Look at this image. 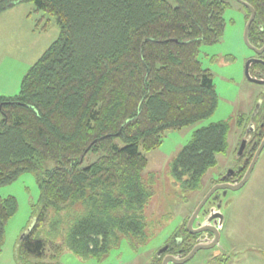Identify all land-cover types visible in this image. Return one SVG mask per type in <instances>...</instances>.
<instances>
[{
    "label": "trees",
    "instance_id": "obj_1",
    "mask_svg": "<svg viewBox=\"0 0 264 264\" xmlns=\"http://www.w3.org/2000/svg\"><path fill=\"white\" fill-rule=\"evenodd\" d=\"M242 1L255 11L248 41L261 48L264 0ZM175 2L0 0V14L29 3L59 29L24 75L19 93L0 95V187L31 173L40 192L34 223L16 247L18 263L54 261L63 250L102 260L123 238L136 249L153 236L145 208L154 181L142 175L143 152L158 148L165 132L215 112L212 75L198 54L222 36L227 8L223 0ZM249 15L246 9V21ZM256 57L250 70L264 79V52ZM238 123L246 136L241 144L251 124L256 131L264 126V102ZM227 132L226 122L194 132L174 159L169 175L182 194L197 191L216 155L226 152ZM263 135L255 136L257 143ZM251 143L237 158L241 163L248 157L244 171L254 153ZM16 211L13 197L0 198V251L5 224ZM186 222L177 232L182 246L170 242L183 256L198 237L187 232Z\"/></svg>",
    "mask_w": 264,
    "mask_h": 264
},
{
    "label": "rangeland",
    "instance_id": "obj_2",
    "mask_svg": "<svg viewBox=\"0 0 264 264\" xmlns=\"http://www.w3.org/2000/svg\"><path fill=\"white\" fill-rule=\"evenodd\" d=\"M166 1L172 6L176 5L175 0ZM223 1L227 3L223 13V34L217 43L202 45L198 54L201 67L212 75L218 101L215 112L210 117L179 130L165 132L158 148L148 152L141 151L147 159L142 175L145 179L152 177L154 181L153 195L145 208L147 220L153 225V236L145 245L136 249L123 238L102 260H82L63 250L54 261L30 260L28 264H150L158 251L174 239L180 225L188 221L194 209L220 177L237 167L236 153L241 147L240 141L246 137L242 135L244 131L238 120L240 116L246 119L250 114L254 115L258 103L264 102V85L247 81L244 73L246 63L256 56L243 38L247 22L246 8L236 0ZM14 7L11 14L0 17V95L5 97H14L19 93L21 81L28 69L59 34L54 19L34 12L31 4L22 3ZM249 73L251 77L257 78L250 68ZM221 122L228 124L226 152L216 155L215 165L205 172L197 191L182 194L169 175L172 162L191 140L194 132ZM241 124L243 126L245 123ZM261 131L264 133V128ZM119 145L123 146L120 141ZM260 155L253 167L255 173L264 171V148ZM45 168L51 169L52 163L46 162ZM245 171L243 170V174ZM254 179H250L236 191L220 190L205 203L193 228L204 223L211 212L219 213L222 221H215L219 231V244L211 250L197 252L184 264H220L222 258L211 257L213 251L220 246L224 250L236 248V259H231L235 264H255V254L262 249L259 250L252 243L263 245L264 238L250 230L251 211L255 205L250 202V194L257 192L252 184ZM39 194L36 178L31 173H24L11 184L0 187V198L13 197L17 203L16 213L4 227L0 264H20L15 257L16 247L34 223L32 206L38 201ZM216 197L220 200L214 205ZM234 217L243 223L238 226Z\"/></svg>",
    "mask_w": 264,
    "mask_h": 264
},
{
    "label": "water",
    "instance_id": "obj_3",
    "mask_svg": "<svg viewBox=\"0 0 264 264\" xmlns=\"http://www.w3.org/2000/svg\"><path fill=\"white\" fill-rule=\"evenodd\" d=\"M236 1L239 4H241L242 6H244L250 13L249 19L247 20L246 25H245V29H244V34H243L244 42L249 49L254 51L256 56L261 55L264 52V45L261 48H257V47L252 46L248 41V30H249V27H250L252 21L254 20L255 11L246 2H244L242 0H236ZM256 62H259V60L255 58V59H251L250 61H248L246 63L245 71H244L245 77H246L247 81H249L251 83L258 84V85H264L263 79L253 78L250 76V73H249L250 65L252 63H256ZM259 106H260V102L258 103V106L255 108L254 114L257 112ZM244 146H245V141H242L241 147L238 150L239 154L242 152ZM263 148H264V136L262 137V139H261V141H260V143H259V145H258V147H257V149L253 155V158L251 159V161H250L245 173L243 174L242 178L236 183H222V184L214 185L206 193V195L202 198L200 203L197 205V207L194 209V211L190 215V218L188 219V221L186 223L187 232L191 235H198L201 233L208 232V233H211L213 235L212 239H210V240L206 239L204 241H198L191 248V250L188 252V254H186L185 256L166 255V256H164V258L162 259L160 264H184V263L188 262L189 260H191L197 252H199L201 250H211L219 244V231H218V227L215 225V221H218L219 223L222 221V216L219 213L211 212L208 219H206V221L204 223L199 224L196 228H193V223L196 220V218L198 217L200 210L203 208L205 203H207V201L212 197V195L215 192L220 191V190H222L223 192H225L227 190L236 191L245 185V183L248 181V179L251 175L253 167H254L255 163L257 162V159H258ZM218 207H219V205L217 206V208ZM31 227H30V229H31ZM29 230H28V232H29ZM27 233H25V234H27ZM165 251H166V247H163L158 251L157 254L160 255V254L164 253Z\"/></svg>",
    "mask_w": 264,
    "mask_h": 264
},
{
    "label": "crops",
    "instance_id": "obj_4",
    "mask_svg": "<svg viewBox=\"0 0 264 264\" xmlns=\"http://www.w3.org/2000/svg\"><path fill=\"white\" fill-rule=\"evenodd\" d=\"M15 8V7H14ZM14 8L10 10H6L2 14H0V17L5 15V14H11L14 10ZM47 49V48H46ZM43 54V53H42ZM261 156V155H260ZM259 156V158H260ZM258 158V161H259ZM264 158V157H263ZM255 167V166H254ZM254 170V168H253ZM252 170L251 175L248 179V181L253 178H255L252 181V184L257 188V192L253 191L252 195L250 194V202H253L254 209L251 211V218H250V230L251 233H256V234H261V238H264V171L262 172H257L255 173ZM235 224L239 226L240 223H243L242 220L239 221L237 217H234ZM243 227V226H241ZM253 246H256L259 250L262 249L260 252L255 254V259L254 263L255 264H264V244H258L252 243ZM224 247V245H223ZM235 247H232L230 249L224 250L221 246L219 249H215L212 254L213 259H220V264H235L233 260L231 259H236V252H235ZM214 263V262H213ZM212 263V264H213Z\"/></svg>",
    "mask_w": 264,
    "mask_h": 264
},
{
    "label": "flooded vegetation",
    "instance_id": "obj_5",
    "mask_svg": "<svg viewBox=\"0 0 264 264\" xmlns=\"http://www.w3.org/2000/svg\"><path fill=\"white\" fill-rule=\"evenodd\" d=\"M255 58L257 59L256 56H255ZM261 104L262 103L260 102V106L258 108V111H259V109L261 107ZM258 111H257V113H258ZM254 115H256V113ZM251 125H252L251 128L249 127V131H250L249 132V136L245 140V146H244L242 152L247 148L249 142L251 143L252 139H254V141L251 143L249 149L250 150L251 149H254V153H255V151L257 149V146L260 143V142L257 143V141L255 140V136L256 135L259 136L262 133L261 130L264 128V126H263V124L262 125L261 124L258 125L259 126V130L256 131L257 129L255 127V124L254 125L251 124ZM242 152L238 155V157H242L243 156V153ZM254 153H253V155H254ZM253 155H252V158H253ZM247 160H248V157L244 158L243 162L239 163V160L237 159V162H238L237 167H235L234 170H229L223 177H220V179L218 180V182L215 183L214 185L222 184V183H236L237 180H238L237 175L243 170V168H245V164H246V161ZM217 192H221V191H217ZM217 192H215V193H217ZM214 194L212 195V197L210 199L214 198ZM219 200L220 199H217V197H216V199H214V202H213L214 205H217V203L219 202ZM212 237H213V235L211 233L205 232V233L198 234L197 240L198 241H204L206 239L207 240H210V239H212ZM174 239H175V242H176L174 246H176V247L179 246V245L182 246V241L178 239L177 234L174 236ZM174 246L170 242L167 243L164 246V247H166V251L164 253L160 254V255L156 254L154 259L157 260V261H159V264H160L161 261H162V259L166 255H175V256H179L180 255V256H183L182 255V252H181L182 249H180V248L175 249Z\"/></svg>",
    "mask_w": 264,
    "mask_h": 264
}]
</instances>
